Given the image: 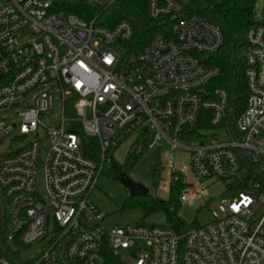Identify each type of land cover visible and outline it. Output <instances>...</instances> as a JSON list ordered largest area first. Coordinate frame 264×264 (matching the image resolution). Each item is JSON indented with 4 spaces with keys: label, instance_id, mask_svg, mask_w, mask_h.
I'll return each mask as SVG.
<instances>
[{
    "label": "built area",
    "instance_id": "2783aa9c",
    "mask_svg": "<svg viewBox=\"0 0 264 264\" xmlns=\"http://www.w3.org/2000/svg\"><path fill=\"white\" fill-rule=\"evenodd\" d=\"M54 1L0 0V143L11 136L0 151V188L7 241L24 248L22 260L105 264L111 252L124 264V256L130 264H264V23L245 32L246 106L229 118L225 91L208 88L219 74L208 56L223 44L216 26L182 18L169 36L127 54V22L106 30L52 12ZM146 1L153 20L181 11L179 0ZM202 118L206 126L193 135ZM211 129L222 134L200 133ZM151 130L149 148L166 139L170 151L189 152L187 170L168 169V187L181 182L180 205L206 203L217 182L234 193L214 205L211 222L181 231L104 227L90 199L103 166L128 136ZM84 138L97 142L96 159L85 153ZM42 242L38 256L26 257V248ZM0 264L12 263L0 257Z\"/></svg>",
    "mask_w": 264,
    "mask_h": 264
},
{
    "label": "trees",
    "instance_id": "16d2710c",
    "mask_svg": "<svg viewBox=\"0 0 264 264\" xmlns=\"http://www.w3.org/2000/svg\"><path fill=\"white\" fill-rule=\"evenodd\" d=\"M181 11L176 15L163 16L157 20L149 17L146 0H55L52 12L64 16L73 15L83 21L111 30L119 22H127L132 27V37L123 43L127 54L141 51L157 35L169 36L173 22L190 17L199 16L216 26L222 33L223 44L214 54L208 56L209 66L216 67L219 74L211 80L208 88H220L227 95V110L229 118L243 112L247 100V85L245 78L244 58L248 48L245 32L252 25L264 23L256 19L257 0H179ZM204 117V116H203ZM204 118L193 128V135L199 134V129L205 127ZM197 138V137H196ZM83 149L90 158L96 159L97 142L91 138H84ZM89 151V154H88ZM91 151V153H90ZM94 152V154H93ZM128 165L133 166L138 154L128 157ZM124 172L110 155V162L104 164L102 174L116 177ZM126 173V172H125ZM100 176V177H101ZM181 189L180 181H171L167 201L154 200L138 202L145 216L148 211L161 209L165 213L168 223L166 226L181 231L185 223L176 215L178 194ZM128 203L122 205L127 207ZM7 198L0 188V257H4L12 264H30L22 260L24 248L16 241H7ZM105 264H124L121 259L111 252L105 255Z\"/></svg>",
    "mask_w": 264,
    "mask_h": 264
},
{
    "label": "rangeland",
    "instance_id": "374dc122",
    "mask_svg": "<svg viewBox=\"0 0 264 264\" xmlns=\"http://www.w3.org/2000/svg\"><path fill=\"white\" fill-rule=\"evenodd\" d=\"M256 19L259 22H264V0H257L256 4ZM123 49H118L119 54L123 53ZM142 131H137L128 136L115 149L110 152L112 158L126 172L129 177L137 183L144 185L148 189L146 196H131L128 190L114 177L108 174H103L90 194L91 201L96 205L99 212L104 216L102 221L107 229L126 227L135 224L146 225H166L167 217L163 210L155 209L145 213L137 205L138 202L154 200L167 201L169 197V175L168 169L173 165L177 169L188 168L189 152L184 149H178L174 152L170 151L169 144L166 139H163L159 145L148 147V143L152 139L151 130L144 134ZM222 130L211 129L210 131L202 130L200 133L210 137L212 134H222ZM42 141L43 153L46 146V138L40 134ZM11 136L7 137L0 143V151H4V146L8 144ZM178 144L190 147L187 141L178 139ZM138 154L137 162L130 166L128 165L129 156ZM43 176L41 169L38 167L36 176V189L40 195L43 194ZM234 196V193L227 189L226 184L217 182L213 186L208 187V192L205 196L206 203L201 199H197L192 206L180 205L175 207L176 215L181 219L185 226L194 227L205 225L212 221V212H216L214 205L229 200ZM128 203L127 207L122 205ZM40 244L31 245L25 249L26 257H36L41 251ZM126 264L131 263V259L127 256L123 257Z\"/></svg>",
    "mask_w": 264,
    "mask_h": 264
},
{
    "label": "water",
    "instance_id": "95a60500",
    "mask_svg": "<svg viewBox=\"0 0 264 264\" xmlns=\"http://www.w3.org/2000/svg\"><path fill=\"white\" fill-rule=\"evenodd\" d=\"M122 186H124L131 196H146L148 194V189L137 182H134L129 176H126L125 173H121L116 177Z\"/></svg>",
    "mask_w": 264,
    "mask_h": 264
},
{
    "label": "flooded vegetation",
    "instance_id": "af4514ba",
    "mask_svg": "<svg viewBox=\"0 0 264 264\" xmlns=\"http://www.w3.org/2000/svg\"><path fill=\"white\" fill-rule=\"evenodd\" d=\"M121 173H125V172H121ZM126 176H129L127 173H125Z\"/></svg>",
    "mask_w": 264,
    "mask_h": 264
}]
</instances>
